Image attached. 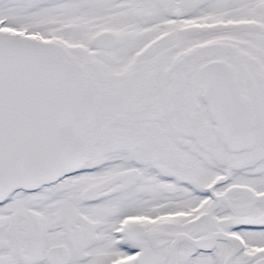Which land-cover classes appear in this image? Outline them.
Listing matches in <instances>:
<instances>
[{
	"label": "snow or ice",
	"instance_id": "obj_1",
	"mask_svg": "<svg viewBox=\"0 0 264 264\" xmlns=\"http://www.w3.org/2000/svg\"><path fill=\"white\" fill-rule=\"evenodd\" d=\"M0 264H264V0H0Z\"/></svg>",
	"mask_w": 264,
	"mask_h": 264
}]
</instances>
